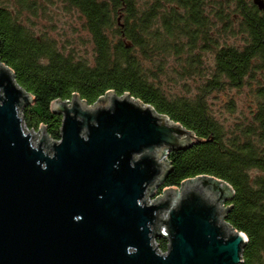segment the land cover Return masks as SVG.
<instances>
[{"label": "trees", "instance_id": "obj_1", "mask_svg": "<svg viewBox=\"0 0 264 264\" xmlns=\"http://www.w3.org/2000/svg\"><path fill=\"white\" fill-rule=\"evenodd\" d=\"M58 1L77 15L91 53L78 56L48 36L43 20L54 0H0V63L32 97L21 108L24 126L44 125L58 140L61 116L50 104L75 94L88 105L109 91L150 105L194 136L167 153L156 194L198 176L226 182L225 220L247 237L239 264H264V11L252 0ZM169 61L171 76L183 81L180 95L160 83ZM195 76L205 80L190 95L187 79ZM243 87L247 114L217 117L208 106L209 92ZM233 102L223 101L229 113ZM165 242L156 239L162 251Z\"/></svg>", "mask_w": 264, "mask_h": 264}, {"label": "water", "instance_id": "obj_2", "mask_svg": "<svg viewBox=\"0 0 264 264\" xmlns=\"http://www.w3.org/2000/svg\"><path fill=\"white\" fill-rule=\"evenodd\" d=\"M31 100L0 63V264L241 263L247 237L225 220L226 182L198 176L150 200L170 168L162 154L186 147L189 130L109 91L93 105L53 101L59 141L44 125L36 141L20 115Z\"/></svg>", "mask_w": 264, "mask_h": 264}, {"label": "rangeland", "instance_id": "obj_3", "mask_svg": "<svg viewBox=\"0 0 264 264\" xmlns=\"http://www.w3.org/2000/svg\"><path fill=\"white\" fill-rule=\"evenodd\" d=\"M54 1L55 3L53 2L52 6L48 5L46 7L48 9L49 17L51 19L43 20L45 21L43 24L46 27V31H47L46 33L48 34V36L54 38L59 45L68 44L66 46L67 48L70 47L68 48V50L73 49L75 54L78 56H84L86 54L91 53V45L89 44V40H88L89 36L85 31L81 30L80 21L77 18V15L73 12H66L62 7L63 3L61 1L58 0H54ZM43 24L42 23L40 24L41 28ZM170 61L168 62L170 64L166 68L167 75H164L163 77L160 78V83L163 84L164 88L171 91V93L173 94L177 93L178 95H180L182 93L181 85L183 81L179 79L177 76H173V77L171 76L172 73L170 72V70L173 64ZM204 62H205L204 63L205 67L209 69L211 58L208 56ZM207 75L208 74L206 73L204 77H207ZM187 80L191 95L195 93L194 90L195 87H198L199 85L203 84L205 79L204 78L201 79L195 76ZM247 92H249L247 87H243L241 90L230 89L226 95L224 93L223 94L220 93L218 96H216V91L215 92L212 91L206 95V101L210 109L214 112V114L217 117L218 116L220 117L224 116L230 118L234 117L235 119L237 116L241 115L240 112L243 110L244 113L247 114V108L249 107V98L247 96L248 95ZM230 97L233 99L234 101L233 104L235 106L233 113L227 112L226 108H224L223 106V101L228 100ZM226 102L228 103V101ZM55 103H58V100H56ZM227 103L225 104V106H227ZM24 106H26V104ZM20 115H21V109H20ZM22 126L23 129H25L26 131L31 130V129H27L24 126L23 121H22ZM34 132L37 134L36 141H38L39 136L41 134L39 128L38 130H34ZM163 158L164 159L166 158L165 154H163ZM180 187L181 185L178 187V189H180ZM160 195H162V193L156 194V192H154L150 195V200H153ZM146 201H149V198H147ZM148 204L150 205L151 202H148ZM157 238L158 237L154 239V243H155L154 245L157 246L158 252L164 254L167 251L168 242L165 239L166 246L164 248V251H162L156 243Z\"/></svg>", "mask_w": 264, "mask_h": 264}, {"label": "built area", "instance_id": "obj_4", "mask_svg": "<svg viewBox=\"0 0 264 264\" xmlns=\"http://www.w3.org/2000/svg\"><path fill=\"white\" fill-rule=\"evenodd\" d=\"M164 154H165V155H167V153H166V152H165ZM165 159H166V158H165ZM166 160H167V159H166ZM153 243H154V239H153ZM154 244H155V243H154ZM159 253H160V252H159ZM161 254H162V253H161Z\"/></svg>", "mask_w": 264, "mask_h": 264}, {"label": "bare ground", "instance_id": "obj_5", "mask_svg": "<svg viewBox=\"0 0 264 264\" xmlns=\"http://www.w3.org/2000/svg\"><path fill=\"white\" fill-rule=\"evenodd\" d=\"M53 140H54V139H53ZM161 159H164V158H163V154H162V156H161ZM157 187H158V186H157Z\"/></svg>", "mask_w": 264, "mask_h": 264}]
</instances>
